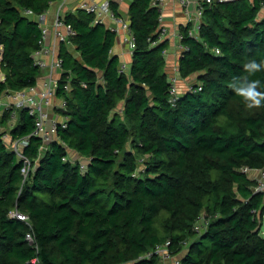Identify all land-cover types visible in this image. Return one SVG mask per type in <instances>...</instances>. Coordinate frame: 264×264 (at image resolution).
<instances>
[{"label": "trees", "instance_id": "16d2710c", "mask_svg": "<svg viewBox=\"0 0 264 264\" xmlns=\"http://www.w3.org/2000/svg\"><path fill=\"white\" fill-rule=\"evenodd\" d=\"M56 1L0 0V96L44 74L38 17ZM263 1H215L198 29L180 27L178 78L196 77L174 104L152 0L129 7L128 72L112 53L117 34L94 14L61 17L76 32L57 47L67 126L43 150L27 108L0 110V264H163L164 245L181 264H264V190L252 173L264 170V107L247 109L229 86L264 59ZM250 79L264 84V71ZM5 134L27 138L28 164Z\"/></svg>", "mask_w": 264, "mask_h": 264}, {"label": "built area", "instance_id": "2783aa9c", "mask_svg": "<svg viewBox=\"0 0 264 264\" xmlns=\"http://www.w3.org/2000/svg\"><path fill=\"white\" fill-rule=\"evenodd\" d=\"M215 1L227 2L233 0H200L195 12V17L198 20L199 24L200 18L203 14L204 6L212 5ZM165 2L166 0H152V4L158 7L161 12L160 22H162V11ZM79 8L85 10L88 13L94 14L95 22L98 23H104L103 16L106 14L110 15L111 19L114 21V25H111L108 28L114 31L117 35L120 34V31H125L129 36L124 38V41L128 43L131 50L133 49L134 42L128 19L124 18L121 15H115L114 12L110 9L109 2L106 1L99 4L94 0H84L80 3ZM24 13L27 16H32V12L29 10L24 11ZM261 13L264 17V1L261 4L260 14ZM38 20L42 26V39L40 41L41 48L34 53L33 57L34 65L38 66L42 71H44V74L35 85L18 91L6 92L2 96H0V110L2 111L3 109H8L9 107H14V109L27 108L29 115L32 116L35 120V130L33 134L42 138L44 143L42 149L45 150L50 142L57 140L56 134L58 127L61 126L62 128H65L67 126L68 121V118L66 116H55V114L52 115L50 112L52 111L51 109H54L56 111H64L66 109V102L62 99H57L56 97V89L58 86L59 78H55V76L58 75L60 77L63 60L61 57H59L58 50L55 49V47L49 48L46 46V40L48 35L50 33H53L57 43L64 42L70 45V39L76 34V32L72 28V26L70 24L65 23L63 18L61 17L56 18L52 30L45 26L44 15L38 17ZM191 21H193V19H191ZM198 27L196 29H198ZM160 29L161 34L159 39H162V37L166 33V30L163 27H161ZM192 31L193 32L190 33L195 32L194 30ZM178 37L179 39L182 38L180 33L178 34ZM180 49L183 50L184 47L180 46ZM216 52H219V50L216 49ZM122 68V70H125L126 65L123 64ZM178 79V74L170 76V81L172 83L170 93L172 94L171 102L173 104L175 103L177 99V94L179 93V88L177 85ZM67 88L68 85H66V89ZM189 88L191 89V86H189ZM195 90H201V87L199 86ZM57 100L59 101L58 104L55 103V101ZM3 138L6 144L10 148L14 149L18 153L19 157L21 159H24L25 163L28 164V160H26L20 152L24 144L27 143V138H24L22 140L13 139L8 134H5ZM68 158L69 157H66L64 158V160H67ZM79 161L81 171H85L87 167V160L79 159ZM23 171L25 172L26 169L24 168ZM252 173H255V178L258 181V186L256 187V190H264V170L253 171ZM12 216H17V218L22 220L27 219L26 216L18 212H13ZM195 229H201L200 224H196ZM27 240L32 241L31 235H27ZM168 244L169 243H167V245ZM166 247L167 246L164 245L162 247H157L155 250V253H158L164 261L169 260L173 257L168 253ZM151 255L152 253H149L147 257ZM174 264L181 263L179 259L176 258Z\"/></svg>", "mask_w": 264, "mask_h": 264}, {"label": "crops", "instance_id": "0c3cea01", "mask_svg": "<svg viewBox=\"0 0 264 264\" xmlns=\"http://www.w3.org/2000/svg\"><path fill=\"white\" fill-rule=\"evenodd\" d=\"M84 0H59L51 3L48 11L44 14L45 26L53 29L54 21L57 17H63L66 13L75 12L80 3ZM97 3L111 2L115 3L119 15L124 18H128V10L132 3V0H94ZM200 0H166L162 11V22L161 27L166 30L165 35L162 37V41H168V48L166 49V72L169 76L178 74V61L180 57V39L178 37L179 30L181 26H187L192 24L193 28L198 27V20L195 17V12L198 7ZM263 17V14H260ZM193 19V21H191ZM103 22L108 27L114 25V21L111 19L110 15L106 14L103 16ZM129 35L125 31H120L117 35L116 43L112 49V53L118 55L121 62L126 65V71H129L132 50L130 49L128 43L124 41V38ZM46 46L49 48L55 47L57 49L58 43L54 38L53 33H50L46 40ZM0 53L2 54V47H0ZM1 56V55H0ZM46 58V57H45ZM47 59V58H46ZM196 76L188 79H180L186 86H190ZM56 103V101H55ZM51 114H56V110L51 109ZM73 158H76L75 153L70 154ZM264 233V230H263ZM176 258V257H175ZM167 264V263H165Z\"/></svg>", "mask_w": 264, "mask_h": 264}, {"label": "clouds", "instance_id": "9594fccd", "mask_svg": "<svg viewBox=\"0 0 264 264\" xmlns=\"http://www.w3.org/2000/svg\"><path fill=\"white\" fill-rule=\"evenodd\" d=\"M243 70L247 75L233 77L229 85L230 88L237 96L242 98L247 109L264 107V90H261L264 84H262L260 79H250L256 73L264 71V59L260 61L255 59L248 60L244 63Z\"/></svg>", "mask_w": 264, "mask_h": 264}, {"label": "rangeland", "instance_id": "374dc122", "mask_svg": "<svg viewBox=\"0 0 264 264\" xmlns=\"http://www.w3.org/2000/svg\"><path fill=\"white\" fill-rule=\"evenodd\" d=\"M70 49H71V48H70ZM55 78H59V76L56 75ZM179 80H180V79H178V81H177V83H178V84H177V85H178V88H180L181 91L183 90V88L187 89V86H186L183 82H180ZM181 83H182V84H181ZM58 102H59V101L57 100L56 103L58 104ZM262 228H263V230H264V222H263V227H262ZM175 260H176L175 257H174V258L172 257L171 259H169V260H165V261L162 259V261H164V262L167 263V264H174ZM164 262H163V264H164Z\"/></svg>", "mask_w": 264, "mask_h": 264}]
</instances>
